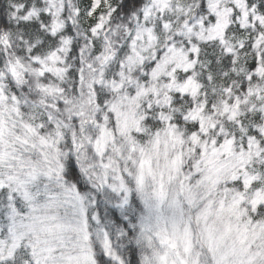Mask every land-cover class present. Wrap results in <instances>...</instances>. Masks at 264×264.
Instances as JSON below:
<instances>
[{"label":"snow or ice","instance_id":"1","mask_svg":"<svg viewBox=\"0 0 264 264\" xmlns=\"http://www.w3.org/2000/svg\"><path fill=\"white\" fill-rule=\"evenodd\" d=\"M0 264H264V0H0Z\"/></svg>","mask_w":264,"mask_h":264}]
</instances>
